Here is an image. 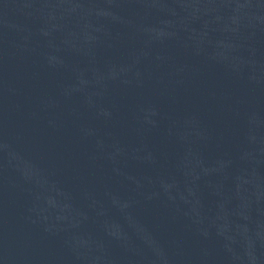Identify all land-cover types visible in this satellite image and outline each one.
I'll return each instance as SVG.
<instances>
[{
    "label": "water",
    "instance_id": "95a60500",
    "mask_svg": "<svg viewBox=\"0 0 264 264\" xmlns=\"http://www.w3.org/2000/svg\"><path fill=\"white\" fill-rule=\"evenodd\" d=\"M0 264H264V0H0Z\"/></svg>",
    "mask_w": 264,
    "mask_h": 264
}]
</instances>
